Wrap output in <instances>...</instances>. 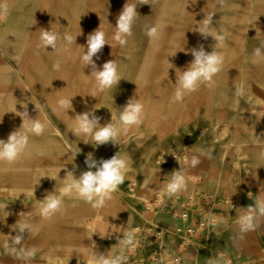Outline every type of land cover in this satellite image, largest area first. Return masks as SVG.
I'll return each instance as SVG.
<instances>
[{"label": "rangeland", "instance_id": "obj_1", "mask_svg": "<svg viewBox=\"0 0 264 264\" xmlns=\"http://www.w3.org/2000/svg\"><path fill=\"white\" fill-rule=\"evenodd\" d=\"M125 2L0 0V11L7 6L6 14L0 15V139L6 140L22 124V117L13 112L15 108L17 112L27 111L31 119L40 116L47 121L43 134L29 137L25 152L16 162L0 166V215H32V207L43 199V195L31 198V192L25 191L26 185L32 184L31 177L22 175L34 173L40 183L54 179L58 190L67 171L78 177L87 170L84 159L90 152L97 160L119 152L129 161L123 183L100 208H93L74 191L61 194L62 209L55 214L60 221L56 224L57 248L64 247V239L69 237L65 227L80 233L70 235L73 242L81 241L82 247L93 251L104 248L118 229L108 221L126 213L129 196L123 194L125 188L133 190L153 172L171 175L183 167L181 157L189 152L218 153L227 168L231 165L248 175L251 169L253 175L254 170L264 167V109L254 107L257 102L246 92L241 78L233 82L237 96L228 95L230 90L225 85L231 75L241 77L243 70L255 71L251 56L256 48V0H134L138 15L125 45L119 46L111 35ZM206 17L207 26L201 22ZM153 24L158 25V37L150 42L145 29ZM199 25L207 35L197 30ZM99 26L112 47L105 44L93 60L97 68L115 60L121 80L112 89L92 97L88 94L94 86L89 76L91 66L84 67L80 62L83 48L79 46L86 51L87 36ZM51 27L77 37L71 43L60 42L56 51L51 46L46 50L38 48V31ZM216 36L223 40L215 47ZM200 47L206 52L215 47L223 58L220 70L212 84H202L182 102L173 103L176 71H183L193 59L191 50ZM54 64L58 67L53 68ZM62 96L73 97L67 113L70 117L93 110L102 125L110 122L112 115L117 127L119 108L130 97H136L144 105L143 120L118 144L109 142L94 148L73 135L68 126L70 118L64 111L54 110L56 99ZM230 101L248 102L249 108H239L231 113L229 121H220L216 107L227 106ZM48 160L53 165L49 166ZM191 187L187 182L182 192L171 196L160 194L158 188L154 199L159 195L172 206L192 194ZM131 212L140 219L144 216L142 211ZM67 219L77 223H64ZM129 232L135 246L120 243L123 249L137 254L148 248L147 226L138 224L131 230L128 226L125 233Z\"/></svg>", "mask_w": 264, "mask_h": 264}, {"label": "crops", "instance_id": "obj_2", "mask_svg": "<svg viewBox=\"0 0 264 264\" xmlns=\"http://www.w3.org/2000/svg\"><path fill=\"white\" fill-rule=\"evenodd\" d=\"M255 32L256 47L264 50V0L255 2ZM241 77L231 75L228 84H225L230 90L227 92L230 96L239 95L238 90L233 88V82L241 78L243 80L246 92L255 98L257 102L254 107L264 109V62L256 63L255 71L243 70ZM228 79V78H227ZM225 79V81L227 80ZM229 105H231L229 107ZM251 107V106H250ZM239 108H249L248 102L233 101L228 105H219L216 107V118L220 121H229L231 113ZM196 154L200 156V162L195 168L183 164L182 169L188 172L190 176H196L198 179L194 182L188 181L192 190H213L222 198H231L236 201L237 207L226 220V224L215 227H207L203 230H197L195 235L183 236L175 232V229L183 225L182 221L173 216L172 206L168 204V199L162 203L154 202V191L161 187L171 175L162 173H151L148 179L139 183L134 188V193L129 190L124 191L127 197V210L123 217L117 219L112 217L108 223L117 226V231L112 233L113 238L107 241L104 248L93 251L90 248L82 247V242H73L70 234L79 233L72 227L66 229L69 237L64 240V247H56V215L54 214L47 220L41 219L36 212L38 206H33L32 215H0V264H85L83 257L97 252L107 255L121 257L120 264H155L149 258V250L145 248L137 254L131 253L127 248L120 246V240L126 235L125 230H131L135 225L148 227V231H162V245L167 249L176 251L184 261V264H223L221 255L240 254L255 264H264V215L259 214L256 208L258 200H264V167L254 170L250 174H245L240 169H234L231 165L221 161L217 153L189 152L186 156ZM9 165L0 161V166ZM47 164L53 165L48 160ZM5 165V166H6ZM3 168V167H0ZM7 168V167H5ZM31 177V185H26L25 191H30L33 196L40 199V195L45 197V193L56 191L55 181L40 183L38 175L28 173L22 175ZM128 189V188H127ZM190 191V190H189ZM186 191V192H189ZM42 192V193H40ZM186 192L184 194H186ZM133 194V196L131 195ZM181 194L179 196H184ZM149 206H148V204ZM136 213L142 211L143 218L131 215V210ZM251 211L254 213V228L252 230L241 232L238 227V215ZM127 213L133 216L132 221ZM68 218V217H66ZM71 218V217H70ZM30 222L33 230L29 233L27 230L22 234L23 239L13 247H6L13 237L19 233L16 229V223ZM77 223V221L64 220V223ZM81 229V228H80ZM80 234V233H79ZM79 245V246H77ZM31 251V255L27 252Z\"/></svg>", "mask_w": 264, "mask_h": 264}, {"label": "clouds", "instance_id": "obj_3", "mask_svg": "<svg viewBox=\"0 0 264 264\" xmlns=\"http://www.w3.org/2000/svg\"><path fill=\"white\" fill-rule=\"evenodd\" d=\"M136 8L134 0H126L120 14L116 18V26H112L111 40L115 44L124 46L127 37L131 35L132 25L138 15ZM6 12L7 6L5 5L3 10L0 11V15H4ZM201 22L207 26V17ZM197 30L201 34H205L200 25ZM38 32L37 47L44 50L48 46H51L56 51L60 42H64L65 44L71 43L77 37L73 38L67 32L54 31L52 27L51 30L41 28ZM145 34L148 36L150 42L155 40L158 37V25L147 26ZM214 38L217 41L216 47L223 40V37L216 36ZM105 44L112 47V44L108 43L106 39L105 32L99 26L98 29L87 36L86 51L84 46L77 45L83 48V52L79 56L80 62L84 67L91 66V74L89 76L93 77L94 86L88 94L92 97H97V95L112 89L121 80L115 60L106 61L99 68H97L93 60V57L97 56ZM215 47L211 52H206L203 47L191 50L193 59L183 71H176L175 87L172 95L173 103L182 102L186 95L196 91L200 85L205 83L212 84L214 82V77L219 72L223 59L215 51ZM251 62L253 64L264 62V50L261 47L253 49ZM57 67L58 64L53 65V68ZM72 98L58 97L55 101L54 110L64 111L67 114L68 110L72 108ZM13 112L22 117V124L18 130L12 131L6 140L0 139V161L9 164L16 162L21 154L25 152L30 136L43 134L47 123V121L41 120L40 116L36 119L29 118L27 111L17 112L15 108ZM67 116L70 118L68 126L71 128L73 135L80 137L81 141L86 144L90 143L95 148L109 142L118 144L119 140L125 137L130 129L139 126L144 116V105L139 98L130 97L126 104L122 108H119V127L113 124L112 115L111 121L102 125L100 123L101 118L95 115L93 110L76 113L74 117H70L68 114ZM71 155L73 154L71 153ZM199 162L200 156L196 154L183 157V163L191 168H195ZM84 163L87 170L82 171L78 177H75L72 171H67L65 178L61 179L64 183L58 190L56 189L55 192L48 193L42 200H37L39 205L36 212L41 219L47 220L60 212L62 209L61 194H67L72 191L80 199L89 202L93 208L104 206L108 200L112 199V193L123 183L125 179L124 174L129 167L128 159L121 156L119 152L110 158H101L99 160L95 159L90 152L86 155ZM73 167L76 166L73 165ZM197 179L198 177L196 176L187 175L184 169L180 167L179 170L172 171L170 178L162 183L159 193L169 196L178 194L186 188L189 180L195 182ZM256 208L259 214L264 215V200H258ZM16 225V229L19 230L20 234L12 238L11 244L10 242L6 244V247L11 245L13 250L14 246L22 241L24 231L27 230L30 233L33 230V225L28 221L23 223L17 222ZM238 227L241 232L252 230L254 228V213L249 211L238 215ZM119 242L122 245L135 246L132 241L131 232L126 233ZM27 254L31 255V251L29 250ZM121 259V257L112 256L110 252L107 255L95 252L83 257L85 264H120ZM224 264H231V261L225 260Z\"/></svg>", "mask_w": 264, "mask_h": 264}, {"label": "built area", "instance_id": "obj_4", "mask_svg": "<svg viewBox=\"0 0 264 264\" xmlns=\"http://www.w3.org/2000/svg\"><path fill=\"white\" fill-rule=\"evenodd\" d=\"M183 157L181 162L183 163ZM155 203H162L159 195L154 199ZM237 203L233 199L219 197L211 189L194 190L192 194L181 198L172 204L173 216L183 223L175 232L183 236L195 235L197 230L207 227H215L226 224ZM149 258L155 264H184L181 256L174 250L167 249L162 245V231H148ZM223 264L225 260H230L231 264H255L248 258L240 255H221Z\"/></svg>", "mask_w": 264, "mask_h": 264}, {"label": "bare ground", "instance_id": "obj_5", "mask_svg": "<svg viewBox=\"0 0 264 264\" xmlns=\"http://www.w3.org/2000/svg\"><path fill=\"white\" fill-rule=\"evenodd\" d=\"M149 206V205H148ZM150 207V206H149Z\"/></svg>", "mask_w": 264, "mask_h": 264}]
</instances>
